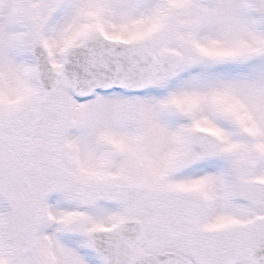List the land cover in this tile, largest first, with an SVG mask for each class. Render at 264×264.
Listing matches in <instances>:
<instances>
[{
    "label": "snow or ice",
    "instance_id": "1",
    "mask_svg": "<svg viewBox=\"0 0 264 264\" xmlns=\"http://www.w3.org/2000/svg\"><path fill=\"white\" fill-rule=\"evenodd\" d=\"M0 264H264V0H0Z\"/></svg>",
    "mask_w": 264,
    "mask_h": 264
}]
</instances>
